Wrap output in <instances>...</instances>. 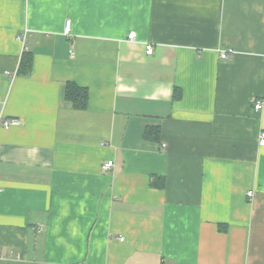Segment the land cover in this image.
I'll use <instances>...</instances> for the list:
<instances>
[{"label":"crops","instance_id":"0c3cea01","mask_svg":"<svg viewBox=\"0 0 264 264\" xmlns=\"http://www.w3.org/2000/svg\"><path fill=\"white\" fill-rule=\"evenodd\" d=\"M12 119L0 264H264V0H0Z\"/></svg>","mask_w":264,"mask_h":264},{"label":"built area","instance_id":"2783aa9c","mask_svg":"<svg viewBox=\"0 0 264 264\" xmlns=\"http://www.w3.org/2000/svg\"><path fill=\"white\" fill-rule=\"evenodd\" d=\"M70 29H71V21L70 20H67L66 21V25H65V33L68 34L70 32ZM129 40H135L136 37H135V34H130L129 35ZM20 39V38H19ZM25 42V38L23 40ZM154 46L152 45H146L145 46V51H146V54L148 55H151L154 53ZM229 52H232V50H229V51H225L221 54V58L223 59H226L228 57V54ZM71 57L73 58L74 57V53L71 52ZM260 108H262V102H258L255 106V109L256 110H259ZM20 124V121L17 120V119H12V120H1L0 121V126L4 127V128H10L11 126H16V125H19ZM259 145L260 147H264V132H261L260 133V136H259ZM114 165V162L113 161H108L107 163L103 164L101 169L102 171H108L111 169V167ZM252 192H249L248 193V196H252Z\"/></svg>","mask_w":264,"mask_h":264},{"label":"trees","instance_id":"16d2710c","mask_svg":"<svg viewBox=\"0 0 264 264\" xmlns=\"http://www.w3.org/2000/svg\"><path fill=\"white\" fill-rule=\"evenodd\" d=\"M24 68V67H23ZM30 65H26L24 72L27 74ZM64 97L67 101L73 104V107L77 110H84L87 108L88 104V91L76 83H69L66 85L64 91Z\"/></svg>","mask_w":264,"mask_h":264}]
</instances>
